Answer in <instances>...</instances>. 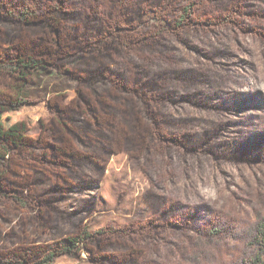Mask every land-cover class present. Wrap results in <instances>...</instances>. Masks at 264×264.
Here are the masks:
<instances>
[{
    "label": "rangeland",
    "instance_id": "obj_1",
    "mask_svg": "<svg viewBox=\"0 0 264 264\" xmlns=\"http://www.w3.org/2000/svg\"><path fill=\"white\" fill-rule=\"evenodd\" d=\"M18 119L39 159L0 196V257L183 264L224 223L233 262L264 213V0H0Z\"/></svg>",
    "mask_w": 264,
    "mask_h": 264
},
{
    "label": "trees",
    "instance_id": "obj_2",
    "mask_svg": "<svg viewBox=\"0 0 264 264\" xmlns=\"http://www.w3.org/2000/svg\"><path fill=\"white\" fill-rule=\"evenodd\" d=\"M28 60L17 62V67L25 66ZM13 69V68H12ZM15 70V69H14ZM23 102L16 104L8 102L1 110H15ZM9 120V119H8ZM33 137L23 119L0 121V196L10 195L12 199L21 198L19 190L6 189V183L20 185L23 181V171L33 164L34 155L29 150L33 146ZM17 176V178L11 177ZM5 181V182H4ZM25 198V204H26ZM231 236L229 227L224 224L208 227L194 241L191 251L185 256L183 264H264V213L258 212L253 220L243 229L242 249L233 262H223L218 257L220 244ZM66 250L73 247L64 242ZM14 254L0 257V264H22L14 259ZM52 258V257H50ZM42 263V264H51Z\"/></svg>",
    "mask_w": 264,
    "mask_h": 264
},
{
    "label": "flooded vegetation",
    "instance_id": "obj_3",
    "mask_svg": "<svg viewBox=\"0 0 264 264\" xmlns=\"http://www.w3.org/2000/svg\"><path fill=\"white\" fill-rule=\"evenodd\" d=\"M33 157H34V160L39 159V157H38L37 155H35V156H33ZM23 172H25V170H24Z\"/></svg>",
    "mask_w": 264,
    "mask_h": 264
}]
</instances>
